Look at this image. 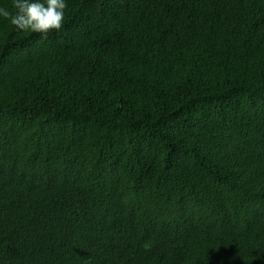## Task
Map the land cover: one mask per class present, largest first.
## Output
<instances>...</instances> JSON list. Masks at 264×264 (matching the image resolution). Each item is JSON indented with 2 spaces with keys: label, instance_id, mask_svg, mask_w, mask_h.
<instances>
[{
  "label": "trees",
  "instance_id": "trees-1",
  "mask_svg": "<svg viewBox=\"0 0 264 264\" xmlns=\"http://www.w3.org/2000/svg\"><path fill=\"white\" fill-rule=\"evenodd\" d=\"M65 2L0 17V264H264V0Z\"/></svg>",
  "mask_w": 264,
  "mask_h": 264
},
{
  "label": "clouds",
  "instance_id": "clouds-1",
  "mask_svg": "<svg viewBox=\"0 0 264 264\" xmlns=\"http://www.w3.org/2000/svg\"><path fill=\"white\" fill-rule=\"evenodd\" d=\"M13 14L0 8V17L10 21L17 30L31 31L47 39L49 33L59 31L64 24L65 0H13Z\"/></svg>",
  "mask_w": 264,
  "mask_h": 264
}]
</instances>
